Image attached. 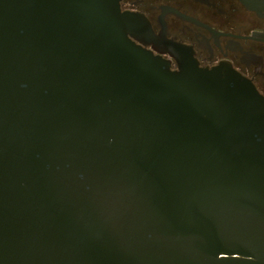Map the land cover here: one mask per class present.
Segmentation results:
<instances>
[{"label": "water", "instance_id": "water-1", "mask_svg": "<svg viewBox=\"0 0 264 264\" xmlns=\"http://www.w3.org/2000/svg\"><path fill=\"white\" fill-rule=\"evenodd\" d=\"M140 26L0 0V264H264V97Z\"/></svg>", "mask_w": 264, "mask_h": 264}, {"label": "flooded vegetation", "instance_id": "flooded-vegetation-1", "mask_svg": "<svg viewBox=\"0 0 264 264\" xmlns=\"http://www.w3.org/2000/svg\"><path fill=\"white\" fill-rule=\"evenodd\" d=\"M120 7L141 21L133 42L172 71L184 51L202 69L232 68L264 97V12L241 0H120Z\"/></svg>", "mask_w": 264, "mask_h": 264}]
</instances>
